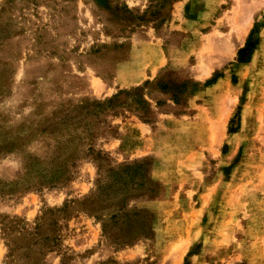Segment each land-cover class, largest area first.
<instances>
[{
	"label": "rangeland",
	"instance_id": "1",
	"mask_svg": "<svg viewBox=\"0 0 264 264\" xmlns=\"http://www.w3.org/2000/svg\"><path fill=\"white\" fill-rule=\"evenodd\" d=\"M0 264H264V0H0Z\"/></svg>",
	"mask_w": 264,
	"mask_h": 264
}]
</instances>
